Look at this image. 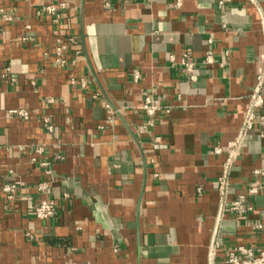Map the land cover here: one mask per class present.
Returning a JSON list of instances; mask_svg holds the SVG:
<instances>
[{
  "label": "crops",
  "instance_id": "obj_1",
  "mask_svg": "<svg viewBox=\"0 0 264 264\" xmlns=\"http://www.w3.org/2000/svg\"><path fill=\"white\" fill-rule=\"evenodd\" d=\"M178 1L84 0L83 40L81 0H58L66 8L54 16L48 0H0V264H138L139 253L140 264H207L223 162L214 150L237 137L264 71V0ZM67 37L75 45L57 65ZM147 97L170 109L152 125ZM260 129L234 163L229 202L264 183L253 174L264 171ZM39 184L56 207L43 222ZM248 203L246 217L222 220L219 262L229 247L264 246L252 228L264 223V189Z\"/></svg>",
  "mask_w": 264,
  "mask_h": 264
},
{
  "label": "built area",
  "instance_id": "obj_2",
  "mask_svg": "<svg viewBox=\"0 0 264 264\" xmlns=\"http://www.w3.org/2000/svg\"><path fill=\"white\" fill-rule=\"evenodd\" d=\"M233 0H221L220 5L224 6L226 3L232 2ZM180 0L177 5L180 6ZM48 5L45 6L43 12L48 15H56L59 10L65 9V3H58V0H48ZM108 6V5H107ZM7 19V17L5 16ZM57 65H65L67 63L65 59V53L75 45V39L72 37L59 38L57 39ZM211 61V57L208 58ZM183 71L189 76L191 81L196 80L195 65L189 61V55L185 54L182 61ZM139 79V76H136ZM71 84H76L77 79L73 76L70 79ZM49 103H53V100H49ZM110 113L113 114L110 106H107ZM141 109L149 117V125H152L154 119L157 117L158 113L165 111L170 112L169 108L162 107L159 101L147 97L141 107ZM264 109V71L261 75L257 77L256 85L250 95V101L246 115L244 117L243 123L241 125L240 131L237 137L229 143V155L224 166V172L220 178V201L219 209L217 214L216 226L214 229V234L211 242L210 254H209V264H264V246L258 253L254 249L246 246H233L225 250V259L223 262H219L218 251L221 250V244L219 242V232L222 224V220L227 212L232 213L238 218H244L248 214L254 211V207L248 203L249 198L259 195L264 189V183L262 181H255L252 183L248 189L246 195H239L234 201L229 202V188L231 185V175L234 163L238 157L243 153L244 143L247 135L255 131L257 126H261L259 131L260 137H264V114L262 110ZM9 115L13 117H18L24 120L30 118V113L25 109H14L9 111ZM46 123L50 121L45 120ZM49 131H53L54 127L52 125L48 126ZM216 155H221L223 152L222 147H217L214 150ZM256 176H264V171L256 170L253 173ZM17 190V184H10L3 188L5 194H7L10 200L15 198V192ZM37 191L41 195V199L33 208L34 217L39 221H46L54 216L56 212L55 204L52 203L48 198V188L45 184H39L37 186ZM252 228L257 231L264 233V223L252 224Z\"/></svg>",
  "mask_w": 264,
  "mask_h": 264
},
{
  "label": "water",
  "instance_id": "obj_3",
  "mask_svg": "<svg viewBox=\"0 0 264 264\" xmlns=\"http://www.w3.org/2000/svg\"><path fill=\"white\" fill-rule=\"evenodd\" d=\"M84 21H85V3H84V0H81V25H82V37H83V40H85V22ZM256 82H257V79H256ZM250 95H249V98H248V105H249V101H250ZM107 99H108L109 103L111 104V106L113 107V109L116 111L118 117L122 120V122L124 123V125L127 127L128 131L132 135L133 139L137 142V144L140 147L139 141H138L135 133L133 132V130L129 127V125L127 124V122L125 121V119L123 118V116L121 115V113L114 107V105L112 104V102L110 101V99L108 97H107ZM234 139H232L231 141H233ZM231 141H229L228 143H226V145H224L222 147L223 152H222L221 155H218V156H220V157L223 158V162H222V165H221L220 173L217 175V177L214 180V186H215V190H216V193H217V196H218V203H217L218 204V207H219V201H220V178L223 175L224 166H225V163H226V161L228 159V155H229V143ZM214 229H215V227H214ZM214 229H213L211 241H210V244H209V247H208L207 264H209V254H210V248H211V242H212V238H213V234H214ZM140 263H141V259H140V253H139L138 264H140Z\"/></svg>",
  "mask_w": 264,
  "mask_h": 264
}]
</instances>
